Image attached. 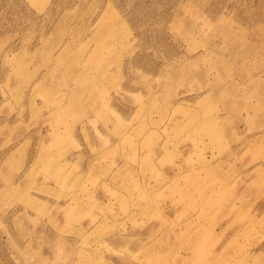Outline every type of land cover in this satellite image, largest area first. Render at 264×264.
Returning a JSON list of instances; mask_svg holds the SVG:
<instances>
[{"label": "rangeland", "instance_id": "rangeland-1", "mask_svg": "<svg viewBox=\"0 0 264 264\" xmlns=\"http://www.w3.org/2000/svg\"><path fill=\"white\" fill-rule=\"evenodd\" d=\"M0 264H264V0H0Z\"/></svg>", "mask_w": 264, "mask_h": 264}]
</instances>
